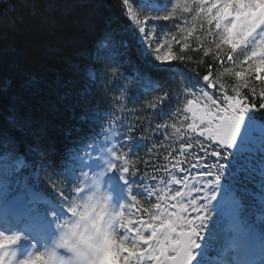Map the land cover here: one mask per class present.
Masks as SVG:
<instances>
[{
	"label": "snow or ice",
	"instance_id": "obj_1",
	"mask_svg": "<svg viewBox=\"0 0 264 264\" xmlns=\"http://www.w3.org/2000/svg\"><path fill=\"white\" fill-rule=\"evenodd\" d=\"M122 4L140 46L138 52L151 67L174 72L171 62L193 61L191 55H185L191 50L202 53L196 63L202 64L204 57L211 56L221 70L214 74L209 65L202 86H196L198 77L183 83L180 92L183 106L171 113L173 122L155 125L153 131L162 132L167 143L159 147L154 144L148 152L170 149L159 169L168 178L151 177L155 186L143 178L135 183L137 161L130 159V154L134 155L144 145L133 137V124L125 123L114 112L100 111L79 117L111 119L101 125L99 141L83 145L71 157L74 163L65 174L72 168L85 170L81 175L71 176L73 181H80L73 197L100 190L112 198V189L118 185L114 177L105 185V177L113 172L127 185L128 199L113 217L118 235L109 240L107 264H264V0H139L140 8L147 14L134 9L130 0H122ZM188 14L190 20L184 18ZM176 19L181 23L174 26L175 31L156 37L155 22ZM174 46H179L178 51ZM100 55L98 51L97 58ZM121 69V62L115 61L107 68L108 78L121 82L124 77ZM133 71L150 90L162 86L148 74ZM88 77L96 81L97 74L89 71ZM225 77L233 80L230 86L225 84ZM89 91L86 86L81 96ZM119 91V96L112 98L113 107L123 112L125 100L131 97L126 95V89ZM168 97L165 91L147 107L159 111V105ZM18 127L22 132L30 130L33 135L44 133L43 124L30 113ZM10 134L9 128H0L6 148L12 142ZM252 139L260 147L242 159L241 146ZM142 140L140 137L139 141ZM122 144L129 146L127 151ZM175 144L179 147H173ZM25 166L22 158L14 166L0 164V225L22 226L46 247L56 235L57 221L71 215L66 207L69 198L63 192L58 193L59 202L46 198L39 188L38 172L21 183L18 176ZM177 185L180 187L175 188ZM134 188L155 203L145 207L133 194ZM22 192L30 196L31 208L19 215L12 211L11 198ZM225 214L231 226L220 231ZM22 236L23 232L0 229V264H17L11 246ZM38 253L34 244L19 264H29ZM241 256L247 258L240 259Z\"/></svg>",
	"mask_w": 264,
	"mask_h": 264
},
{
	"label": "trees",
	"instance_id": "obj_2",
	"mask_svg": "<svg viewBox=\"0 0 264 264\" xmlns=\"http://www.w3.org/2000/svg\"><path fill=\"white\" fill-rule=\"evenodd\" d=\"M124 13L122 0L0 2V128L10 129L12 141L6 148L0 137V163L7 159L14 163L22 158L29 169V179L37 170L43 177L55 180L71 173L74 168L67 174L65 170L74 163V151L80 152L83 145L99 141L101 125H106L109 118L79 117L113 112L107 74L111 61L121 62L126 82L144 81L136 77V69L162 85L155 87L161 95L168 91L169 97L159 105V111H151L156 125L161 124L163 111L169 109L177 75L198 77L203 83L209 65L214 74L220 70L211 56L204 57L202 64L196 63L202 53L191 50L185 55H191L193 61L171 62L174 72L156 70L141 58L131 22ZM192 46L195 48V42ZM89 71L97 74L96 81L88 77ZM224 82L230 86L233 80L227 77ZM86 86L90 91L81 96ZM29 113L43 124V134L19 130L18 125ZM161 159L153 154L138 160L137 177L145 173L156 175Z\"/></svg>",
	"mask_w": 264,
	"mask_h": 264
},
{
	"label": "rangeland",
	"instance_id": "obj_3",
	"mask_svg": "<svg viewBox=\"0 0 264 264\" xmlns=\"http://www.w3.org/2000/svg\"><path fill=\"white\" fill-rule=\"evenodd\" d=\"M1 1H5V0H0ZM171 2H174V0H171ZM130 3L133 4L134 9H136L138 12H141V14H147L146 10H142L140 8V4H139V0H130ZM170 6V5H169ZM154 14H159V13H154ZM185 19H191V14H188L184 17ZM181 23L180 19H176V20H170V21H158L154 23V26L157 28V32H156V37L160 38L163 33L165 32H173L175 31V25ZM149 24L152 25L153 22L149 21ZM140 47V46H139ZM176 46H174V50H175ZM115 61H111L109 64V68L111 66H113V63ZM225 66H228L227 64ZM221 70V69H220ZM219 70V71H220ZM218 71V72H219ZM227 78V77H225ZM191 79H189L188 77H186L184 74H179L174 78L173 84H172V88H171V97H170V104H169V109H166L165 111H163L162 114V123L168 122V123H172L173 122V118L171 116V113L177 108V107H182L183 106V102H184V97L180 95L181 92V87L182 84L189 81ZM203 84L198 82L197 83V87L202 86ZM124 88L126 89V95L128 97L134 98V99H126L124 102V111L123 112H119V111H115L114 107H113V112L116 116H121L123 118V121L125 123H129V124H133L134 125V131L132 132V135L134 138H136L138 140V142H142L144 147L139 148L135 151L134 155H131V159L136 160L138 162V160L140 159H144L150 155L156 154L157 156L163 158L164 155L167 154V151L170 149H164V148H159L158 151L154 150L153 153H149L148 149L152 148L153 145H157V147H159L160 144L162 143H167L166 141H164L163 139V133L160 132H154L153 129L155 128V121L152 118V114L151 111H153L152 109L147 107L148 103L153 102V98L154 97H159L161 96V91L159 90H150L146 84L144 83V81H130V82H126L124 80V78L122 77L121 82H115V81H111L109 79V90H110V94H111V102H112V106H113V97H117L120 94L119 89ZM214 94L215 91L212 90ZM179 101V102H178ZM111 119V117L108 118V120ZM107 120V122H108ZM121 131H123V129H121ZM170 131V129H169ZM135 132H140V135H135ZM143 137L142 141H139V138ZM193 144H195V141H192ZM124 149V151L128 150V145H121ZM178 144L173 145V147L178 148ZM175 153H173L174 155ZM198 155H202V153L198 152ZM195 162V161H194ZM193 162V163H194ZM207 162V161H205ZM82 163V162H81ZM0 164H7L9 166H14V163H12L11 161L4 160L2 161ZM165 163L162 164V167ZM25 165V162H24ZM77 171L83 172L85 170H82L80 168H76L73 169V171L71 173H69L68 175L64 176V177H60L57 180L53 179V178H48V177H42L40 179V182H42V184L46 185V189L51 191L53 194V197H55V199L59 200V196L58 193L60 191H57L56 188H63V193L66 197L69 198V200L72 199L74 193H75V188L80 186V183L78 180L73 181L71 179V176L73 174H76ZM117 176V179L119 182H121L119 180V174L115 173ZM192 175L195 174L194 170L191 172ZM29 175V171L28 168L22 167L21 172L19 173L18 179H20L21 183H23L25 178H28ZM89 175L91 176L92 173L89 172ZM167 177V174H164ZM163 176V175H162ZM164 176V178H165ZM143 181L146 183H150L153 186H155V183L152 181V179H150L149 175H146V173L142 176ZM180 186H176L175 188H178ZM253 191H256V189L254 188V186L250 187ZM22 193H20L19 195H17L16 197L20 196ZM133 194H136L138 196V199H140L141 203L147 207L150 203H155V200H149L148 198H146L144 196L143 193H137L135 192V188H134V192ZM128 198V197H127ZM113 209L114 211H120L121 210V205H116L114 203H112ZM133 219H135V217H133ZM231 226L230 223V219L227 217V214H225V221L221 222L220 225V231H225L227 230L228 227ZM43 247L42 246H37L35 248L36 251H40ZM26 257V255H18L16 254V260H17V264H19L20 260H23Z\"/></svg>",
	"mask_w": 264,
	"mask_h": 264
},
{
	"label": "clouds",
	"instance_id": "obj_4",
	"mask_svg": "<svg viewBox=\"0 0 264 264\" xmlns=\"http://www.w3.org/2000/svg\"><path fill=\"white\" fill-rule=\"evenodd\" d=\"M111 201L100 190L74 196L66 205L71 215L57 221L56 235L29 264H107L109 240L118 235Z\"/></svg>",
	"mask_w": 264,
	"mask_h": 264
},
{
	"label": "flooded vegetation",
	"instance_id": "obj_5",
	"mask_svg": "<svg viewBox=\"0 0 264 264\" xmlns=\"http://www.w3.org/2000/svg\"><path fill=\"white\" fill-rule=\"evenodd\" d=\"M248 146L250 147L249 149L241 152L242 159L244 158L245 154L253 152V151L257 150L260 147L259 142L257 140H255L254 143L249 142Z\"/></svg>",
	"mask_w": 264,
	"mask_h": 264
},
{
	"label": "water",
	"instance_id": "obj_6",
	"mask_svg": "<svg viewBox=\"0 0 264 264\" xmlns=\"http://www.w3.org/2000/svg\"><path fill=\"white\" fill-rule=\"evenodd\" d=\"M254 140H255V139H252L251 141L253 142ZM246 144H247V143H245L244 145L241 146L240 151L245 150L246 148H248V147H245Z\"/></svg>",
	"mask_w": 264,
	"mask_h": 264
},
{
	"label": "bare ground",
	"instance_id": "obj_7",
	"mask_svg": "<svg viewBox=\"0 0 264 264\" xmlns=\"http://www.w3.org/2000/svg\"><path fill=\"white\" fill-rule=\"evenodd\" d=\"M239 258H241V257H239Z\"/></svg>",
	"mask_w": 264,
	"mask_h": 264
}]
</instances>
